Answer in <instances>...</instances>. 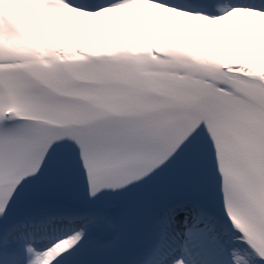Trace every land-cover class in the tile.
Listing matches in <instances>:
<instances>
[{"label":"snow or ice","instance_id":"6c2138e0","mask_svg":"<svg viewBox=\"0 0 264 264\" xmlns=\"http://www.w3.org/2000/svg\"><path fill=\"white\" fill-rule=\"evenodd\" d=\"M0 264H264V0H0Z\"/></svg>","mask_w":264,"mask_h":264}]
</instances>
